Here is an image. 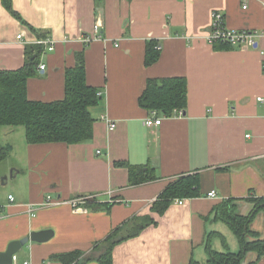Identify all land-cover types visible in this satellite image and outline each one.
I'll list each match as a JSON object with an SVG mask.
<instances>
[{
  "label": "crops",
  "instance_id": "0c3cea01",
  "mask_svg": "<svg viewBox=\"0 0 264 264\" xmlns=\"http://www.w3.org/2000/svg\"><path fill=\"white\" fill-rule=\"evenodd\" d=\"M11 7L16 14L0 0V70L20 68L38 40L54 42L50 51L40 44L28 99H62L65 70L79 53L86 83L100 93L89 108L87 142L32 144L22 126L1 129L10 152L0 163V252L32 231H52L22 245L13 264H64L55 256L75 252L69 264H103L109 245L108 264H207V245L240 249L217 215L221 204L252 214L247 241L264 239V202L254 201L264 199V0H11ZM215 10L227 28L261 33L257 47L209 42ZM150 42L158 57L147 65ZM164 77L186 79L182 114H153L139 104L147 80ZM154 115L160 124L147 126ZM116 161L149 163L156 179L130 185ZM187 174L198 175L199 194L152 211L168 184ZM144 216L155 223L129 236L133 219ZM263 256L249 251L242 264H264Z\"/></svg>",
  "mask_w": 264,
  "mask_h": 264
},
{
  "label": "trees",
  "instance_id": "16d2710c",
  "mask_svg": "<svg viewBox=\"0 0 264 264\" xmlns=\"http://www.w3.org/2000/svg\"><path fill=\"white\" fill-rule=\"evenodd\" d=\"M99 1V0H97ZM7 9L16 14L11 7V0H2ZM215 47H227L228 43L214 42ZM150 42L147 44L145 64H150L158 57V50ZM42 51L40 44L26 48L24 64L13 70H0V134L6 126H22L27 143L64 142L67 144L87 142L93 136L94 118L89 108L98 103L100 95L97 88L86 83L82 54L77 55L76 65L67 68L64 73V97L60 100L43 102L27 98L26 82L35 73L38 55ZM187 82L184 77L149 78L146 87L139 97V104L165 116L183 113L186 108ZM9 146L0 142V163L7 158ZM117 166H125L128 170L130 185L156 179L155 169L149 163L131 164L116 161ZM199 194L198 175H181L170 182L153 202L151 210L162 214L169 204L178 198H189ZM255 207L264 199H254ZM264 208V205L262 206ZM217 215L225 221L237 237L240 249L237 252L217 251L207 245V264H242L249 251L264 255V239L247 241L250 233L248 228L252 214L243 216L235 212L233 204H221ZM129 236L135 235L140 229L155 223L150 216L133 219ZM128 236V237H129ZM110 242L111 239H110ZM111 245L99 257L103 264L110 262ZM79 256V252L56 255L64 264H69ZM188 264H199L191 260ZM250 264V263H249Z\"/></svg>",
  "mask_w": 264,
  "mask_h": 264
},
{
  "label": "built area",
  "instance_id": "2783aa9c",
  "mask_svg": "<svg viewBox=\"0 0 264 264\" xmlns=\"http://www.w3.org/2000/svg\"><path fill=\"white\" fill-rule=\"evenodd\" d=\"M94 28L96 30L97 26L95 25ZM260 36H262V34L259 32H256V31L236 30V29L227 28L224 24V16H223V13L221 11L215 10L211 13L210 30H209L208 35H207V39L211 43L221 41L223 43H228L230 45H237L238 46V45H242V44H247L250 46L257 47V40L256 39ZM18 37H20V35ZM37 43L43 45L49 51L53 49V45H54V42L52 40H49L48 38H42V39L38 40ZM260 52L262 55H264V50H260ZM39 69H44V64H40ZM98 94L100 95L99 92H98ZM257 99L261 100L262 98L258 97ZM153 114H155V112H153ZM179 114H181V113H179ZM102 119H106V118H104V116H102ZM107 121H108V128L113 129L115 127V123L112 121H109V120H107ZM160 122H161V117H155V115L152 117H148L145 120V124L147 126L158 125V124H160ZM207 195L208 196H214L215 192L210 191ZM87 198H89L88 195L81 197V198H78V199H74L70 203L73 207H76L77 205H79V203L84 202V200H86ZM7 200L13 201L14 200L13 195L9 194L7 196ZM51 201L52 200L50 199V197H47L45 203L50 204ZM176 201L181 203V200H176ZM56 203H58V201H56ZM3 206H4V204L2 203V201L0 199V217L3 215ZM31 208L32 207H30V209ZM16 259H17L16 255L14 254L12 256V264L15 263ZM24 264H27V262H24Z\"/></svg>",
  "mask_w": 264,
  "mask_h": 264
},
{
  "label": "water",
  "instance_id": "95a60500",
  "mask_svg": "<svg viewBox=\"0 0 264 264\" xmlns=\"http://www.w3.org/2000/svg\"><path fill=\"white\" fill-rule=\"evenodd\" d=\"M5 179L6 176L0 177V180L2 182ZM51 235H52L51 230L32 231L28 236H25L24 238L9 242L6 249L0 252V264H12V256L15 253H17V251L21 248V246L27 243L28 241L43 242L49 239Z\"/></svg>",
  "mask_w": 264,
  "mask_h": 264
},
{
  "label": "rangeland",
  "instance_id": "374dc122",
  "mask_svg": "<svg viewBox=\"0 0 264 264\" xmlns=\"http://www.w3.org/2000/svg\"><path fill=\"white\" fill-rule=\"evenodd\" d=\"M226 249L225 248H223V250H220V251H225ZM228 250H230L229 248H228Z\"/></svg>",
  "mask_w": 264,
  "mask_h": 264
}]
</instances>
